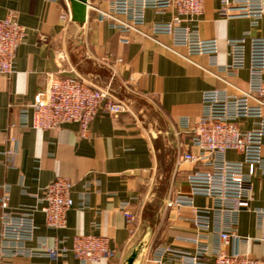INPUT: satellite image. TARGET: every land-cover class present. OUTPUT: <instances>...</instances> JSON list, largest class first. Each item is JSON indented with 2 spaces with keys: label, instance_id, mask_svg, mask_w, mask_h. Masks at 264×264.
Instances as JSON below:
<instances>
[{
  "label": "crops",
  "instance_id": "1",
  "mask_svg": "<svg viewBox=\"0 0 264 264\" xmlns=\"http://www.w3.org/2000/svg\"><path fill=\"white\" fill-rule=\"evenodd\" d=\"M66 1L71 5L70 0H0V19L14 15L27 29L26 41L17 53L16 72L0 76V151L13 149V139L20 145L14 167L0 156V200L7 192L9 207L20 211L38 206L43 189L58 178L76 184L75 206L67 215V227L48 229L44 215L35 212L36 238L27 245L35 253L5 264H81L70 252H59L54 259L38 253L41 243L57 250L71 249L80 235L110 240L116 257L95 264H123L148 227L152 237L140 264H153L149 262L152 254L163 246L194 253L193 241L201 232L195 210L168 206L177 194L189 192L188 176L202 169L181 162L183 154L196 149L180 121L189 119L194 124L200 119L205 91L226 90L235 96L247 89V69L224 73L231 63L227 43L245 35L264 38V17L256 26L249 19L228 20L220 14L221 0H207L196 25L203 40L218 42V55L212 58L173 49L167 35L131 33L130 43H122L120 33L98 22L92 7L103 6L101 0H88L83 23L73 20L63 24L60 15ZM146 17L143 30L148 33L150 24L168 22L172 15L150 10ZM57 73L108 89L130 105L131 113L120 117L100 114L88 137L80 136L77 124L57 131L24 126L32 117L30 106L47 87L48 75ZM238 126L244 132L256 128L254 121L245 119L239 120ZM262 154L264 158V146ZM227 158L243 159L234 152ZM250 197L249 209L232 220L241 242L233 241L225 251L264 259V216H259L264 211L262 168L252 178ZM124 207L138 216L135 225L128 223ZM194 207L209 209L211 228L203 242L216 248L217 231L228 226L231 217L220 214L211 198L195 197ZM1 216L0 207V233ZM242 239H250V243L244 244Z\"/></svg>",
  "mask_w": 264,
  "mask_h": 264
},
{
  "label": "built area",
  "instance_id": "2",
  "mask_svg": "<svg viewBox=\"0 0 264 264\" xmlns=\"http://www.w3.org/2000/svg\"><path fill=\"white\" fill-rule=\"evenodd\" d=\"M103 6H93L98 14V22L120 33L121 42L128 44V35L136 33L144 37L167 35L172 39V48H183L188 56L201 55L215 58L219 52L217 41H205L201 37L196 21L202 16L207 0H101ZM154 11L157 15L170 13L168 22H156L149 26L147 33L146 14ZM220 14L225 19H249L256 26L264 17V0H221ZM73 21L72 8L66 1V9L61 12L60 22ZM27 29L14 15L0 19V76H11L16 72L17 53L26 41ZM231 63L224 73H233L247 69L249 82L246 90L231 96L226 90L205 91L202 95L203 114L196 123L189 119L180 121L181 128L191 136L194 153H185L181 162L202 169L188 176L189 192L179 193L168 204L169 207H190L197 214L196 225L201 231L193 241L196 251L183 252L169 246L158 248L149 262L153 264H264V259L247 254L226 253L225 249L233 241L241 242L234 229V219L242 210L249 209L250 185L257 169H264V38L229 40ZM226 84L228 82L215 74ZM48 84L30 106L32 117L24 126L40 131H57L64 126L77 124L80 136L88 137L93 121L102 113L115 117L131 113L126 101L118 100L108 89L97 88L79 77H65L60 73L49 74ZM252 120L256 128L242 131L239 120ZM14 148L0 151L10 167L15 166L20 145L12 140ZM229 152L243 157L242 161L227 158ZM75 183L58 178L43 189L42 198L36 207H27L13 211L9 207L8 193L1 198L2 211L0 233V264L15 257L35 253L28 249V243L36 238L35 212L45 217L46 227L51 230H63L67 227V215L74 208L73 191ZM197 196L213 199L220 214L231 217L228 226L218 229L219 245L210 249L203 242L205 234L211 228L209 209L198 210L194 207ZM128 223L135 225L139 218L128 207L123 208ZM264 216V211L259 212ZM233 220V221H232ZM250 243V239H242ZM59 252L71 253L81 264H95L103 260H112L116 252L111 248L110 240L101 236L80 235L74 238L71 249L49 248L40 244L38 253L51 259Z\"/></svg>",
  "mask_w": 264,
  "mask_h": 264
},
{
  "label": "water",
  "instance_id": "3",
  "mask_svg": "<svg viewBox=\"0 0 264 264\" xmlns=\"http://www.w3.org/2000/svg\"><path fill=\"white\" fill-rule=\"evenodd\" d=\"M72 5L73 20L83 23L87 17L88 0H70ZM152 237V228L148 227L143 239L135 245L125 257L123 264H140L141 257L146 251Z\"/></svg>",
  "mask_w": 264,
  "mask_h": 264
}]
</instances>
